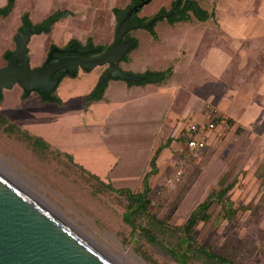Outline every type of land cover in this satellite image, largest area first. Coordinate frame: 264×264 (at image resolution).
<instances>
[{"label": "rangeland", "instance_id": "374dc122", "mask_svg": "<svg viewBox=\"0 0 264 264\" xmlns=\"http://www.w3.org/2000/svg\"><path fill=\"white\" fill-rule=\"evenodd\" d=\"M6 1L0 0V6ZM153 1L145 8L152 7ZM171 1L161 0L153 12L162 5L168 9ZM129 3L130 0H15L11 12L6 17L0 16V67L6 64L5 52L15 48L14 37L20 33V18L24 12L28 13L32 23L38 24L58 9L71 11L58 20L50 32L31 36L28 55L30 65L34 67L44 61L52 44L63 47L69 42L85 44L91 41L94 46L108 47L119 20L113 9H125ZM161 25L164 22L159 21L156 29ZM189 26L195 28L193 24ZM214 33L215 36L209 34L204 39L223 41L225 47L234 42L232 38L220 36V30ZM128 34L139 42L143 41L139 45L144 47V53L133 66L122 60L119 65L124 71L128 68L139 70L146 65L149 69L162 68L179 40L185 39L182 34L183 37H171L165 48H158L151 42L146 29H134ZM139 45L128 55L137 54ZM251 57L257 65L264 66L263 54L253 51ZM233 58H237L236 52ZM251 66L254 73L255 63ZM108 67L104 64L89 71L79 68L75 76H64L53 91L58 101H41L36 92L24 99L23 90L18 85L4 89L0 111L9 122L31 135L40 136L50 147L47 151H37L28 141L0 127V159L100 232L135 263L180 264L158 246L138 238L123 222L125 196L110 191L94 193V180L88 179L65 157L70 155L74 163L90 173L94 174L91 169L95 170L100 180L116 188L126 187L133 192L143 189L142 179L150 168L148 161L155 144L154 139L145 133L149 134L150 126L159 125L158 116L163 110L175 107L166 96L125 100L120 95L123 105L109 110L105 121L110 124V129H104L100 111L92 108V112L86 114L85 100L94 76ZM200 74L198 71L194 76L199 78ZM230 74L234 76L232 85L205 84L195 92L204 116L211 113L213 117L226 119L231 126L211 135L200 157L185 163H182L181 148L177 147L183 146L178 134L164 137L167 146L159 163L156 162V173L148 179L149 207L169 226H181L211 191L232 183L227 192L234 211L232 217L226 218L228 214L221 212L218 203H213L207 211L208 219L194 227L196 245L205 246L236 264H264V121L255 129H246L217 107L218 104L225 105L226 110L233 108L238 113L241 110L234 105L242 103L243 98L229 105L223 96L229 86L244 88L243 79L248 74L240 76L234 71ZM255 80L256 76H253L251 81ZM255 86L249 88L253 90ZM259 98L262 99L261 95ZM180 165L182 176L170 181L171 174ZM191 264L201 262L193 260Z\"/></svg>", "mask_w": 264, "mask_h": 264}, {"label": "crops", "instance_id": "0c3cea01", "mask_svg": "<svg viewBox=\"0 0 264 264\" xmlns=\"http://www.w3.org/2000/svg\"><path fill=\"white\" fill-rule=\"evenodd\" d=\"M152 1L153 0H149L140 8L137 12L138 17L150 18L154 16L160 8L164 7L167 9V7L162 5L155 13L153 12L156 10V7L160 4L161 0H154L152 3L153 6L151 5L152 7L145 8V6ZM173 1L174 0H172L171 3ZM195 1L201 8L207 10L208 17L206 19L199 20L194 15H191L189 20L177 21L173 24H170L166 20L167 16L162 20L156 19L154 21V31L156 36H153L149 32L148 27L141 28L146 29L149 32L152 38L151 42L158 48H165L167 46V41H170L171 37L178 36L179 38L181 34L185 36V39L182 38L179 40L172 55L166 58V62L162 68L149 69V66L146 65L139 70H130V68L125 70L140 74L146 70L163 71L170 68L171 74L165 81L161 83H146L143 85H128L127 81L123 79L111 78L107 83L103 97L100 100L91 102L87 106L86 111L84 110L86 114L92 112V108H94L95 111H100L103 124L102 127H106L104 129L109 130L110 124L105 121V118L109 115L110 109L119 106L122 107L123 101L119 99L120 95L123 96L125 100H141L142 98L146 99L155 96H166L171 102H173L175 108L172 109L171 107L170 110H163L158 116L159 125L150 126L149 134L145 133V136L149 135V138L154 139L155 144L150 152V162L148 161L150 168L149 170L147 169L148 171L145 172L143 178L149 172H151L150 175L156 173V162L159 163V157L167 146V143L163 140L164 137L168 135L173 136L177 133L181 141H183V146L181 147L179 145L177 147L181 148L180 153H183L186 141L185 133L188 125L191 123L206 122L212 116L211 113H206L204 116V113L201 111V105H199L198 94L195 91L205 84L213 85L215 83H220L223 85H232V83H234V76L230 74V71L232 73L233 71L239 72L240 76L248 74V77L243 79L244 88L229 86L225 90L223 96V98L228 101L229 105L236 104L237 102L235 101L237 99L243 98L242 103L239 102L234 105L236 107L238 106L241 110L238 113L234 111L233 108L226 110L227 106L225 105L218 104L217 107L222 111L225 110L230 117L235 119V122L237 121L241 127L246 129H255L262 121H264V66L257 65L251 57V52L253 51L260 52L264 56V0ZM159 21L164 22V25H161L156 29ZM192 24L195 28L189 26ZM213 26L218 27L219 29L213 28ZM216 30L221 31L219 34L220 36L232 38L234 40L232 45L227 43L225 47L222 46L223 41L220 43V40L214 41L211 38L208 42L204 39L209 34H211V37H213V35L215 36L214 32ZM210 31L212 33H210ZM188 34L190 35L188 36ZM182 35L180 37H183ZM187 37H190L191 39L188 41ZM133 38L135 41L137 40V38ZM140 42L142 43L143 41L141 40ZM140 42L137 40V46L134 48H137ZM189 42L191 43L189 44ZM138 50L139 52L137 54L128 55L129 59L126 61L127 65L133 66L136 59H141V56L144 53V47L139 45ZM234 52L237 53V58H233ZM197 53H200V55H197ZM180 54L182 55L180 56ZM233 61L237 62L232 64ZM252 63H255L256 65L254 73L252 71ZM198 71L201 73L199 78L194 76ZM100 75L101 73L94 76L90 89L94 87ZM253 76L254 78L256 76L254 82L251 81ZM251 85H256L253 90L252 88H249ZM260 95L262 99L259 98ZM164 143H166V146L159 152L155 160V167L152 168V156L156 149ZM148 164L146 163L147 167ZM91 171L98 176L95 170L91 169ZM105 173L106 172H104V174Z\"/></svg>", "mask_w": 264, "mask_h": 264}, {"label": "water", "instance_id": "95a60500", "mask_svg": "<svg viewBox=\"0 0 264 264\" xmlns=\"http://www.w3.org/2000/svg\"><path fill=\"white\" fill-rule=\"evenodd\" d=\"M149 0H138L119 18L112 43L96 56H58L65 52L53 45L44 61L32 67L28 42L40 33L41 25L24 24L14 37L15 48L0 67V94L17 84L24 93L36 92L50 100L63 75L75 76L78 69L92 70L108 64L106 77L140 82L144 76L124 71L119 63L136 46L131 36L136 28H147L158 18L131 23L133 13ZM178 2L172 8L176 10ZM171 13L164 15L169 16ZM95 47L73 42L69 52L81 54ZM61 71V74L54 76ZM0 264H137L100 232L52 198L0 159Z\"/></svg>", "mask_w": 264, "mask_h": 264}, {"label": "trees", "instance_id": "16d2710c", "mask_svg": "<svg viewBox=\"0 0 264 264\" xmlns=\"http://www.w3.org/2000/svg\"><path fill=\"white\" fill-rule=\"evenodd\" d=\"M138 0H130V3L126 6L125 9L114 8L113 11L117 17V20L122 16L124 11L130 6L137 3ZM178 2L176 10L172 12V8ZM15 0H7L3 6H0V16L6 17L12 10ZM171 13L166 17V20L173 24L177 21H186L191 18V15H194L199 20H204L208 17L207 10L201 8L195 0H174L171 3L169 9L164 7L152 17H138L137 13H133L130 22L143 24L148 22L150 19L158 17L157 20H162L164 15ZM71 14V11L68 9L56 10L47 15L42 21L38 24L42 27V32L48 33L51 30V27L61 18H64ZM21 27L24 23L29 22L28 13L24 12L20 18ZM155 22L148 27L149 32L156 36L154 31ZM129 35V34H128ZM87 43L92 44L91 41ZM137 46V40H136ZM98 52L104 51L107 47L104 45H97ZM9 53L6 51L5 54ZM129 53V52H128ZM128 53L124 57V61L129 59ZM105 72L101 73L98 80L96 81L94 87L88 93L85 100V106H88L91 102L100 100L103 97L105 88L110 77L105 76ZM171 74V69L168 68L163 71H154L146 70L140 75L144 76V79L140 82L127 81L128 85H143L146 83H161L165 81ZM26 93L23 94V97H26ZM1 100V95H0ZM51 100L58 101L52 93ZM0 127L4 131L17 134L22 139L28 141L33 149L37 151H47L49 150V143L45 141L40 136L31 135L26 131L21 130L17 125L8 121L7 117L0 111ZM166 146V143L161 144L156 151L154 152L151 159L152 168L155 167V160L163 147ZM72 163L73 166L79 168L82 172L86 174L88 179L94 180L95 185L93 186L94 193L101 192H114L119 195H123L126 198L125 210L122 214V220L124 223L130 226L131 231L138 238L154 245L158 246L162 251L170 255L176 262L180 264H191L193 260L200 261L201 264H236L228 258L215 253L214 251L208 249L202 245H196L194 238V227L200 221H206L208 219L207 211L213 203H218L221 206V212L228 214L226 218L230 219L234 211L231 208V201L227 196V192L230 190L232 183L226 185L225 187L219 190L211 191L206 198L199 203L195 209L189 214L186 221L181 226H169L163 219L157 217L150 210V199L148 194L150 192V187L148 184V177L151 172L147 173L143 178L142 185L143 189L138 192H133L129 188L121 187L116 188L110 183L104 182L99 179V177L93 173H90L85 168L81 167L77 163L73 162V159L70 155H65Z\"/></svg>", "mask_w": 264, "mask_h": 264}, {"label": "built area", "instance_id": "2783aa9c", "mask_svg": "<svg viewBox=\"0 0 264 264\" xmlns=\"http://www.w3.org/2000/svg\"><path fill=\"white\" fill-rule=\"evenodd\" d=\"M231 124L223 118H216L211 116L209 120L202 123H191L188 125L185 133L186 141L183 150V158L185 163L187 161L195 160L200 157L202 151L209 143V138L219 129H226ZM183 174V168L180 165L171 174V180H178Z\"/></svg>", "mask_w": 264, "mask_h": 264}, {"label": "flooded vegetation", "instance_id": "af4514ba", "mask_svg": "<svg viewBox=\"0 0 264 264\" xmlns=\"http://www.w3.org/2000/svg\"><path fill=\"white\" fill-rule=\"evenodd\" d=\"M3 6V5H2ZM28 17H29V15H28ZM30 20V19H29ZM21 22V21H20ZM32 25H38V24H34V23H32L31 21H29ZM27 23V22H26ZM25 24V23H24ZM24 24H23V26H24ZM22 25V24H21ZM23 26L21 27L20 26V30L23 28ZM19 30V31H20ZM41 32H42V30H41ZM40 32V33H41ZM33 35V34H32ZM31 35V36H32ZM31 36H30V38H31ZM30 40V39H29ZM73 42H69L68 44H66L65 46H63V47H60L61 49H64L65 50V52H63V53H58V54H54V58L52 59V60H55L58 56H65V55H73V56H80V57H84V58H89V57H93V56H96L97 54H99V53H101V52H98V50H97V47H96V45L94 46V45H92V44H89V43H85V44H80L82 47H91V46H94L95 47V50L94 51H90V52H83V53H81V54H78V53H76V52H69L68 51V49L69 48H71V44H72ZM53 46V44L52 45H50L49 47H48V50H47V53H46V56H47V54H48V52H49V50H50V48ZM27 47H28V45H27ZM29 52V51H28ZM8 54V53H7ZM7 54H5L4 55V59H5V62L7 63V61H8V58L6 57V55ZM46 58V57H45ZM30 60V59H29ZM107 71V70H106ZM61 74V71H59V72H57V73H55L54 74V76H58V75H60ZM63 76H66V74L65 75H63ZM15 85H17V84H15ZM14 86V85H13ZM12 86V87H13ZM4 90V89H3ZM3 90H2V92H3ZM2 92H1V100H0V102L2 101ZM31 93V92H30ZM30 93H28L27 95H26V98L29 96V94ZM23 94H24V92L22 93V96H23ZM38 94V93H37ZM39 95V97H40V99H41V101L43 100V98H42V96L40 95V94H38ZM22 96H21V98H22ZM26 98H24V99H26Z\"/></svg>", "mask_w": 264, "mask_h": 264}]
</instances>
